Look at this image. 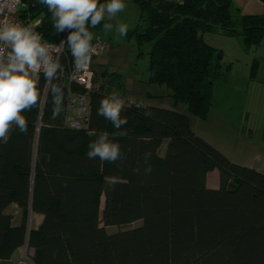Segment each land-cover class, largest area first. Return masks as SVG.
Returning <instances> with one entry per match:
<instances>
[{
  "label": "trees",
  "instance_id": "1",
  "mask_svg": "<svg viewBox=\"0 0 264 264\" xmlns=\"http://www.w3.org/2000/svg\"><path fill=\"white\" fill-rule=\"evenodd\" d=\"M129 1L140 20L128 36L140 47L151 46L147 84L167 87L175 109L185 105L189 114L206 119L215 85L229 81L231 65L216 69L222 51L205 34L241 38L256 52L264 40V15H244L232 0ZM19 17L27 25L40 20L36 31L53 44L65 39L40 0H26ZM105 23L89 30L103 31ZM60 62L63 71L54 83L64 90L63 111L52 118V97L40 74V102L24 113L27 132L14 129L6 143L0 141L1 264H17L12 257L26 243L30 264H264V173L234 163L196 135L188 115L128 101L118 73L104 72L109 78L100 87L94 75L85 127H68L69 94L86 91L66 83L74 67L67 43ZM259 70L254 59L251 80ZM114 86L126 102L121 116L128 123L121 129L97 113ZM140 101L144 109L136 107ZM101 132L120 145L121 159H88L89 143ZM145 153L152 166L147 175ZM215 170L219 188L211 189L208 175ZM13 206L23 212L17 225ZM30 213L43 217L34 230Z\"/></svg>",
  "mask_w": 264,
  "mask_h": 264
},
{
  "label": "clouds",
  "instance_id": "2",
  "mask_svg": "<svg viewBox=\"0 0 264 264\" xmlns=\"http://www.w3.org/2000/svg\"><path fill=\"white\" fill-rule=\"evenodd\" d=\"M52 13L53 26L58 33L67 32L66 40L60 42V48L47 43L43 36L35 31V26H27L11 22L7 17L0 20V141L7 142L14 129L27 132L28 120L25 112L31 111L40 102L39 80L43 73L47 84V93L52 97V118L63 111L64 90L54 81L59 79L58 73L63 71L60 62V51L67 43L76 69H84L90 64L94 51L93 33L89 27L95 28L105 17L109 21L125 10L124 0H40ZM4 5L0 4V12ZM106 32L112 31L114 25L105 23ZM115 30L119 36H126L128 25L116 21ZM53 52L57 54L54 56ZM126 107L124 98L117 93L103 98L99 102L97 113L110 121L116 129L128 123L127 117L121 116ZM136 107L144 109L143 101ZM151 116L150 111H144ZM126 134V133H120ZM90 135H96L95 132ZM87 157L90 160L115 162L121 159L120 145L109 139L107 132H101L97 139L89 143ZM150 153L144 154V174L152 172L148 164ZM139 173L140 168L133 170Z\"/></svg>",
  "mask_w": 264,
  "mask_h": 264
},
{
  "label": "rangeland",
  "instance_id": "3",
  "mask_svg": "<svg viewBox=\"0 0 264 264\" xmlns=\"http://www.w3.org/2000/svg\"><path fill=\"white\" fill-rule=\"evenodd\" d=\"M125 4V10L118 13L115 19L109 21L105 17L103 20L114 25L112 31H91L93 33V40L100 38L106 42L104 54L93 61L92 69L94 75L97 77V87L103 84L106 85L108 81L109 77L103 76L104 72L121 74L123 78L122 90L126 93L128 101L131 99L136 102L138 99H141L150 106L171 109L186 114L190 118L191 129L196 135L202 137L213 146L222 148L224 151L231 153V151L238 150L242 139L239 137L237 128H232V123L228 122L229 113L233 111L236 113L246 105L251 106L253 110L261 107L262 114H264V85H258L256 89H253L252 85L250 86L251 89H249L248 85V77L253 59L252 50H248L239 38L225 36L222 33L205 34V41L222 51L221 63L223 65L231 63L229 72L230 85L226 87L227 89H219L221 87L214 89L216 105L210 109L206 119L193 116L189 114L185 105H179L175 109L174 101L170 97L171 91L167 87L150 86L147 84L151 46L147 44L140 47L134 37L128 36V32L133 31L139 24L140 11L132 2H125ZM117 20L128 25L126 36H119L116 32L115 25ZM259 52H261L260 49L256 53L259 54ZM66 83L68 84V81ZM219 84L220 82L217 83V86ZM114 92L119 95V88L114 86L110 93ZM149 95L155 98H149ZM229 96L233 99L229 98ZM167 142L166 140L164 143L167 144ZM262 143L263 140L261 139L259 141L261 145V151H259L260 157L264 156V143L263 145ZM100 204L103 206V198L100 199ZM31 219L30 221H32L33 225L38 221V217L35 215ZM42 219L43 217L41 216L38 223H41ZM139 225H141V222L122 227H109L107 231L114 233ZM32 254L33 252L24 246L17 253V264H30Z\"/></svg>",
  "mask_w": 264,
  "mask_h": 264
},
{
  "label": "crops",
  "instance_id": "4",
  "mask_svg": "<svg viewBox=\"0 0 264 264\" xmlns=\"http://www.w3.org/2000/svg\"><path fill=\"white\" fill-rule=\"evenodd\" d=\"M170 1H182V0H170ZM232 1L241 10V12L244 15H264V3L261 0H232ZM107 2L108 0H100V3H107ZM124 2H130V1L124 0ZM259 49L261 52H259L258 54L256 52L259 51ZM257 51L252 52L253 53L252 62L254 59H258L260 61V70H259L257 79L254 81L250 79V72H249V77H248L249 89H251L250 88L251 85L253 86V89H256L258 85H261V86L264 85V73H263L264 40ZM221 65L223 67H227L228 65H231V63L225 64V65L221 63ZM229 83H230V79L227 83L220 82L219 86H217V83H216L215 89L218 87H221L219 89L229 87L230 85ZM229 98L233 99L231 96H229ZM130 102H134V100L130 99ZM215 105L216 103H214V106ZM228 122H230V124L232 123L231 125L232 128H235V127L237 128L239 137L240 139H242L241 140L242 142H240V145H239V149L231 151L230 153L228 151H224L222 148L216 147L215 145L214 146L218 150H220L222 153H224L231 161L244 165V166L254 168L264 173V156L260 157L259 155V151H261V145L259 144V141H261L262 139L264 143V114H262L261 107L257 110H253L251 106L245 105L242 109H239L238 112L235 113L233 111L229 113ZM233 124L235 125L233 126ZM211 178L212 180L210 181ZM207 186L211 189L219 188V172L217 170L213 171L212 173L208 175ZM12 208H13L12 214L14 217L13 222H14V225H17L21 222L23 212L17 206H13ZM34 215L38 217V221L34 225L31 223L32 221H30V224H29L30 230L36 229L40 224L38 222L42 215L30 213L29 214L30 220H32L31 218ZM20 249H18V251H16V253L12 257V261L14 263H17V253L20 251Z\"/></svg>",
  "mask_w": 264,
  "mask_h": 264
},
{
  "label": "built area",
  "instance_id": "5",
  "mask_svg": "<svg viewBox=\"0 0 264 264\" xmlns=\"http://www.w3.org/2000/svg\"><path fill=\"white\" fill-rule=\"evenodd\" d=\"M26 0H0V4H3L4 7L2 12H0V20H3L5 17L9 19L11 22L20 23L22 25L27 26L19 17L20 11L25 6ZM41 21L37 20L32 25L35 26V31L37 27L40 25ZM29 25V24H28ZM37 32V31H36ZM67 37V32L65 39ZM47 43L53 44L43 38ZM64 39V40H65ZM65 44V43H64ZM64 44L59 53L60 58L64 51ZM55 45L57 48H60L61 45ZM94 51L91 55L90 64L87 68L84 69H76L75 66L71 69L70 73L67 76L68 83H76L85 89V93H73L70 92L68 97V109L65 116V123L68 127L73 129H82L85 127V124L88 120L89 114V92L93 88V78L94 72L92 69L93 61L95 58L104 54L106 50V42L102 39H95L92 43ZM57 53L53 52L55 56ZM43 74V73H41Z\"/></svg>",
  "mask_w": 264,
  "mask_h": 264
},
{
  "label": "water",
  "instance_id": "6",
  "mask_svg": "<svg viewBox=\"0 0 264 264\" xmlns=\"http://www.w3.org/2000/svg\"><path fill=\"white\" fill-rule=\"evenodd\" d=\"M221 60H222V56H219L218 61H217V63H216V69L220 66V64H221ZM27 244H28V243H26V247H27Z\"/></svg>",
  "mask_w": 264,
  "mask_h": 264
}]
</instances>
